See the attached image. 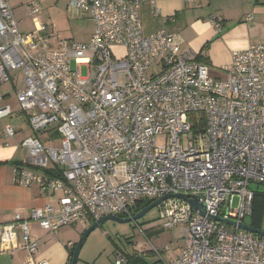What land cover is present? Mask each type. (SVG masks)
<instances>
[{"label": "built area", "instance_id": "1", "mask_svg": "<svg viewBox=\"0 0 264 264\" xmlns=\"http://www.w3.org/2000/svg\"><path fill=\"white\" fill-rule=\"evenodd\" d=\"M64 1L93 29L86 40L53 47L36 21L35 31H20L10 1L0 0V86L12 84L18 108L0 90V119L19 112L34 133L18 143L26 154L13 180L59 193L57 207L16 212L0 224V251L20 249L28 264H48L34 258L32 222L57 233L131 216L142 200L183 194L198 196L205 214L179 198L157 205L161 228L183 232L176 258L164 264H264V237L210 218L244 222L257 193L251 185H264V44L233 51L226 77L218 78L181 48L177 33H144L141 10L160 18L158 0ZM28 7L37 15L41 3ZM210 23L219 30L221 18ZM14 70L21 74L16 86ZM19 131L9 124L1 135ZM38 133L58 144L47 146ZM123 263L118 256L115 264Z\"/></svg>", "mask_w": 264, "mask_h": 264}, {"label": "crops", "instance_id": "2", "mask_svg": "<svg viewBox=\"0 0 264 264\" xmlns=\"http://www.w3.org/2000/svg\"><path fill=\"white\" fill-rule=\"evenodd\" d=\"M157 7L161 13L160 19L157 18L159 25L177 33L182 40L181 48H191L199 54L214 77H226L224 69L230 65L233 51L244 50L254 43L264 44V0H197L193 4L182 0H158ZM142 10L148 11V7L143 6ZM247 15H251L250 21L245 19ZM212 16L221 18L219 30L210 23ZM18 141H13L16 146L19 145ZM10 144L3 143L5 147ZM2 152L0 224L10 222L16 212L28 216L33 208L47 204L57 207L58 192L43 190L38 185L24 187L14 183L13 167L23 162L24 158L12 156L5 149ZM80 225L83 230L87 228L82 223ZM37 226V223H31L32 236L39 243L38 250L34 253L35 260H45L48 264H66L67 245L71 246L77 241L71 235L64 236L66 232H59L60 230L57 233L45 230L44 233H38L37 228L40 227ZM0 264H28L27 253L20 249L0 251Z\"/></svg>", "mask_w": 264, "mask_h": 264}, {"label": "rangeland", "instance_id": "3", "mask_svg": "<svg viewBox=\"0 0 264 264\" xmlns=\"http://www.w3.org/2000/svg\"><path fill=\"white\" fill-rule=\"evenodd\" d=\"M13 9L14 18L20 31L29 33L37 29L35 21L42 27L44 31L39 35L48 40L49 45L55 46L59 40L74 39L78 41L86 40L92 33L93 25L88 18H74L66 6L64 0H37L41 3L40 12L37 15L29 13L28 4L31 0H9ZM160 19V18H158ZM142 24L144 33H150L160 28L159 21L152 18L147 10H142ZM169 30V29H167ZM11 75L16 76L18 82L21 78L19 70H14ZM6 90L9 93L5 104L8 103L11 108L18 111L15 101V92L10 82L0 86V90ZM21 113H14L11 117L0 119V154L5 149V152L12 153V156L24 158L26 152L23 147L14 144V139L23 140L29 135H34L30 127L26 124V118H21ZM12 125L15 130L20 132L14 138L6 139L10 146L5 147L3 143L6 141L1 136V131L6 125ZM44 133H38V137L45 141L47 146L58 144L57 139L47 140ZM165 136L159 135L157 142L162 143ZM46 146V147H47ZM254 191H257L253 200L252 214L244 218L245 224H257L264 229V185H251ZM237 205V197L233 199V207ZM158 207L150 209L142 218L119 223L112 220H107L97 228L92 230L81 247L77 264H115L118 256L125 258L127 255L134 253L142 254L150 252L151 254L145 257V261L149 264L165 263V258L174 259L178 250L183 245L182 227H174V229H162L161 221L158 219ZM135 215V214H134ZM117 216V215H115ZM132 216V215H131ZM124 217V216H120ZM130 217V216H127ZM94 223V222H92ZM91 223V224H92ZM38 227V226H37ZM36 227V228H37ZM80 222L74 225L62 226L60 231L65 233L64 236H72V239L78 241L81 233ZM162 229L157 235L150 237L145 236V231ZM38 233H44L41 228H37ZM154 249L161 251L154 252ZM164 261V262H163Z\"/></svg>", "mask_w": 264, "mask_h": 264}, {"label": "water", "instance_id": "4", "mask_svg": "<svg viewBox=\"0 0 264 264\" xmlns=\"http://www.w3.org/2000/svg\"><path fill=\"white\" fill-rule=\"evenodd\" d=\"M168 198L182 199V200L186 201L191 208L198 209L202 214H205L204 206L202 204L198 203V196L188 197L187 195H183V194H166V195H163V196L159 197L158 199L152 201L149 205H147L146 207L141 209L139 212H137L135 215H132L130 217H120V216H115V215L104 216L101 219H99L98 221L90 224L81 233V237L76 242V246H75V249L73 251L70 264H77L81 247L83 246V244H84L85 240L87 239L88 235L90 234V232L92 230H94L95 228H97L99 225H101L102 223H104L107 220H112L114 222H119V223H125V222L138 220V219L142 218L150 209L156 207L158 204L161 203V201L168 199ZM210 218L215 219L217 221H220L222 223H225L227 225L237 226L238 228L246 230V231H248L254 235L264 237V229H262V228L254 227L250 224H245L244 222L236 223L232 220L222 219V218L215 217V216H210Z\"/></svg>", "mask_w": 264, "mask_h": 264}, {"label": "trees", "instance_id": "5", "mask_svg": "<svg viewBox=\"0 0 264 264\" xmlns=\"http://www.w3.org/2000/svg\"><path fill=\"white\" fill-rule=\"evenodd\" d=\"M196 59L198 61H201V62H204L202 61V59L200 58V55L197 54L196 55ZM206 63V62H204ZM256 195V194H255ZM254 195V197H255ZM254 197H253V200H254ZM152 201H149V200H142L140 202H138L132 209V215L136 214L137 212H139L141 209H143L144 207H146L147 205H149ZM252 209H253V201H252ZM252 209H251V214H252ZM254 227H258V228H261V226L257 225V224H250ZM162 231V229H156V230H147L145 231V236L146 237H150L152 235H157L159 234L160 232ZM75 246H76V242L73 243L71 246H68L67 245V250H68V258H67V262L66 264H70V261H71V257H72V254H73V251L75 249ZM151 253L150 252H143L142 254H137V253H134V254H131V255H127L125 258H124V263L123 264H149L147 261H145V257H147L148 255H150ZM153 264H159V263H153ZM161 264V263H160Z\"/></svg>", "mask_w": 264, "mask_h": 264}]
</instances>
